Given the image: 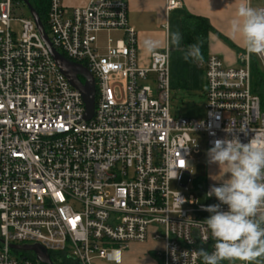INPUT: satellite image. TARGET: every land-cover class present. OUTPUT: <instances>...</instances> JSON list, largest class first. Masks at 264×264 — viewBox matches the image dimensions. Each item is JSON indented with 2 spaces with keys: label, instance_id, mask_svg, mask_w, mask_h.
Here are the masks:
<instances>
[{
  "label": "built area",
  "instance_id": "1",
  "mask_svg": "<svg viewBox=\"0 0 264 264\" xmlns=\"http://www.w3.org/2000/svg\"><path fill=\"white\" fill-rule=\"evenodd\" d=\"M22 1L0 0V264H48L22 248L35 244L51 264H117L109 259L114 250L121 264L132 243L148 241L162 243L160 264H202L195 252L214 244L204 221L212 213L204 209L220 203L207 193L220 182L202 185L194 176L196 134L207 149L216 139L248 143L264 134L262 99L251 83L255 54L240 53L238 67L216 55L200 62L206 117H174L170 48L140 63L125 0H89L72 10L49 0L43 26L52 47L95 80L94 114L86 119L82 93L32 14L16 16ZM179 6L167 0V10Z\"/></svg>",
  "mask_w": 264,
  "mask_h": 264
},
{
  "label": "clouds",
  "instance_id": "2",
  "mask_svg": "<svg viewBox=\"0 0 264 264\" xmlns=\"http://www.w3.org/2000/svg\"><path fill=\"white\" fill-rule=\"evenodd\" d=\"M230 31L248 55H264V9L253 8L250 0H238ZM181 39L179 32L169 35L170 45L178 49ZM159 47V40L144 41L145 51L150 54ZM183 57L201 62L199 45H188ZM207 155L209 163L218 165L227 178L207 193L220 202L204 209L212 213L204 221L214 241L213 250L201 248L195 254L202 264H259L264 258V134L254 135L248 143L237 137L216 139ZM221 205H227V210H221ZM121 256L119 250H114L109 259L120 264Z\"/></svg>",
  "mask_w": 264,
  "mask_h": 264
},
{
  "label": "crops",
  "instance_id": "3",
  "mask_svg": "<svg viewBox=\"0 0 264 264\" xmlns=\"http://www.w3.org/2000/svg\"><path fill=\"white\" fill-rule=\"evenodd\" d=\"M125 1L128 4L129 24L137 32L139 60L142 65H148L150 63L151 54L146 52L144 48V41L149 38L160 41V47L156 51L163 50L168 45L170 48V62L175 59V52L183 49V20L185 18L205 20L208 28L205 33L207 45L205 50L206 55L204 56L216 55L226 66L238 67L240 65L239 54L245 52V50L240 40L234 38L230 31V23L235 17L238 0H179L180 6L173 10H167V0ZM88 2L89 0H63L64 6L69 10L84 7ZM250 4L253 8H264V0H250ZM165 24H168V28L164 27ZM174 32H179L182 37L179 49L171 46L169 42V35ZM255 59L261 62L257 55L252 56L250 66L251 83L252 75L255 74L257 82L255 85H252V88L261 96L263 95L264 88L258 85V83L260 84V72L256 70L252 62ZM199 64L200 62H197L198 67H200ZM203 81L206 86L205 74ZM174 89L184 88L178 86ZM186 89L193 94L200 91L205 93L202 89ZM208 178V183H215L226 179L227 174L225 175L218 167L211 170ZM160 248H162V243L156 241L132 243L130 248L125 250L121 264H160L159 259L156 257L157 250ZM98 264L115 263L98 261Z\"/></svg>",
  "mask_w": 264,
  "mask_h": 264
},
{
  "label": "rangeland",
  "instance_id": "4",
  "mask_svg": "<svg viewBox=\"0 0 264 264\" xmlns=\"http://www.w3.org/2000/svg\"><path fill=\"white\" fill-rule=\"evenodd\" d=\"M16 16L19 18L30 17L29 8L22 1L16 9ZM12 28H14L17 33L21 31V24L19 22H13ZM115 35V34H113ZM106 34L101 33L99 35L100 42H103L106 38ZM256 67V70L260 72L259 80L260 85L264 88V69L262 63L255 59L252 61ZM82 80L84 78L80 76ZM257 82L255 74L252 75V85ZM152 87H155L152 80L147 81ZM264 90V89H263ZM201 92V91H200ZM195 92V94L188 92L186 88L184 89H172L171 90V100H170V111L174 117H184V118H194L198 120H203L206 117V98L204 93ZM262 96L263 110H264V92ZM196 138L199 144V151L194 154L195 166H194V176L198 177L202 185H206L208 182V175L212 169L218 168L216 164H210L208 161V149H207V139L202 134H196ZM221 182V181H219ZM205 187V186H204ZM195 196L198 198L200 204L206 203V197L203 190L195 189Z\"/></svg>",
  "mask_w": 264,
  "mask_h": 264
},
{
  "label": "trees",
  "instance_id": "5",
  "mask_svg": "<svg viewBox=\"0 0 264 264\" xmlns=\"http://www.w3.org/2000/svg\"><path fill=\"white\" fill-rule=\"evenodd\" d=\"M37 11L43 25L47 29V18L49 10V0H28ZM207 24L205 20L199 18H185L183 20V49L175 52L173 61L170 62L171 88H195L206 91L203 81L205 70L198 67L197 62L185 60L183 52L188 45L198 44L202 54V60H206V38ZM172 56V53H171ZM205 94V93H204ZM262 99V96H261ZM263 100V99H262ZM263 104V103H262Z\"/></svg>",
  "mask_w": 264,
  "mask_h": 264
},
{
  "label": "water",
  "instance_id": "6",
  "mask_svg": "<svg viewBox=\"0 0 264 264\" xmlns=\"http://www.w3.org/2000/svg\"><path fill=\"white\" fill-rule=\"evenodd\" d=\"M23 1L28 6L30 13L34 17L38 30L42 35V38L45 41L46 45L48 46L52 57L58 64L61 72L66 76L70 84L82 93L86 106L85 118L90 119L94 114L96 95L95 80L93 75L86 67L68 60L64 55H62L52 47L37 11L32 7L28 0ZM80 76L84 78L83 82L81 81ZM22 248L24 250L34 251L37 255V259H39L40 261L48 264L52 263L48 252L41 245H25L22 246Z\"/></svg>",
  "mask_w": 264,
  "mask_h": 264
},
{
  "label": "flooded vegetation",
  "instance_id": "7",
  "mask_svg": "<svg viewBox=\"0 0 264 264\" xmlns=\"http://www.w3.org/2000/svg\"><path fill=\"white\" fill-rule=\"evenodd\" d=\"M81 79V78H80ZM82 80V79H81Z\"/></svg>",
  "mask_w": 264,
  "mask_h": 264
}]
</instances>
